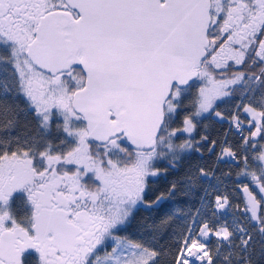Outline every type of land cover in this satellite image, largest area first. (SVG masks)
I'll return each instance as SVG.
<instances>
[{
  "label": "snow or ice",
  "instance_id": "6c2138e0",
  "mask_svg": "<svg viewBox=\"0 0 264 264\" xmlns=\"http://www.w3.org/2000/svg\"><path fill=\"white\" fill-rule=\"evenodd\" d=\"M0 264H264V0H0Z\"/></svg>",
  "mask_w": 264,
  "mask_h": 264
},
{
  "label": "trees",
  "instance_id": "16d2710c",
  "mask_svg": "<svg viewBox=\"0 0 264 264\" xmlns=\"http://www.w3.org/2000/svg\"><path fill=\"white\" fill-rule=\"evenodd\" d=\"M237 102L238 101H233L232 103L224 104L221 106V110L225 111V112H231L234 110L233 105ZM227 128H228L227 124H223V125L217 124L213 130V135L215 136L217 134H222L223 132H225L227 130ZM233 139H235V138H233ZM194 158H198V157L193 156L192 160ZM186 167H187V162H185L184 166L180 169L178 175H183V171ZM214 168L217 170L216 175H218V176L222 172L226 173L230 170V166L228 164L223 163V162H218V161H216ZM231 170L233 171V173L235 172L234 166H231ZM233 178H234V176H233ZM168 179L169 180L172 179V176H169ZM165 185H166V181L160 180V181H158V183L156 185H154V187L160 191H163ZM206 186H207V184H205V187ZM220 188H221V191L224 190L223 185H221ZM231 189H232L231 184H228V191H231ZM203 194H204L203 190H199V191H197L196 196L192 199H189L188 197H185V196L178 194L175 198L172 199V201L163 205V207L165 209H168V210H172L173 208L178 207V206L187 207L191 203H197L199 197L202 196ZM213 195H210L208 197V199H212ZM154 219H158V217L155 213H149L147 210L141 208L136 213V216H135L134 220L132 221V225H131V227L128 228L126 234L131 236L133 239H139L140 238V232H141L139 225L141 224V222H147V223L151 224ZM176 223L179 224L180 221H177Z\"/></svg>",
  "mask_w": 264,
  "mask_h": 264
},
{
  "label": "rangeland",
  "instance_id": "374dc122",
  "mask_svg": "<svg viewBox=\"0 0 264 264\" xmlns=\"http://www.w3.org/2000/svg\"><path fill=\"white\" fill-rule=\"evenodd\" d=\"M198 158H194L192 160L193 163L197 162ZM202 164H206L209 168H214L216 164V158L214 156H209L207 153H205V160L204 161H199Z\"/></svg>",
  "mask_w": 264,
  "mask_h": 264
}]
</instances>
